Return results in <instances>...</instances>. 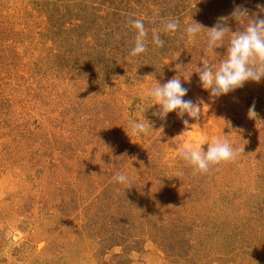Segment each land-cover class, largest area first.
I'll return each instance as SVG.
<instances>
[{
	"label": "rangeland",
	"instance_id": "374dc122",
	"mask_svg": "<svg viewBox=\"0 0 264 264\" xmlns=\"http://www.w3.org/2000/svg\"><path fill=\"white\" fill-rule=\"evenodd\" d=\"M218 1L232 32L238 7L264 18V0H0V264H264V78L213 98L197 73L229 47L207 50ZM130 19L146 54L130 55ZM192 19L206 29L189 38ZM176 77L199 121L153 115L150 91ZM218 139L235 160L180 157Z\"/></svg>",
	"mask_w": 264,
	"mask_h": 264
},
{
	"label": "clouds",
	"instance_id": "9594fccd",
	"mask_svg": "<svg viewBox=\"0 0 264 264\" xmlns=\"http://www.w3.org/2000/svg\"><path fill=\"white\" fill-rule=\"evenodd\" d=\"M260 13H264V5L257 6ZM232 18L239 24L246 23L243 31L232 32L224 23V18L211 29H207V50L215 51L220 48L221 43L226 36L231 33L229 47L227 48L225 58L219 64L203 63L198 68L197 73L202 87L210 90V96L218 98L227 95L237 88L243 87L248 81L259 82L264 78V18L258 15L250 18L247 10L236 8L232 12ZM131 28L136 30L135 46L130 55L135 57L148 52L145 43L147 32L143 20L130 19ZM180 29V22L171 19L165 24V32L173 33ZM204 28L201 24L192 19V23L184 28L185 34L189 37L198 36ZM152 42L157 47H163L164 41L156 33H153ZM187 89L182 86L181 79L173 78L167 83L153 88L150 91L151 98L155 101L154 105H159L158 112L153 115L163 120L169 113L175 112L178 117L187 115L193 121H199L202 112L198 104L191 100H185ZM255 114L254 109H250V115ZM143 120L130 121V127L137 134H146L150 124ZM186 127L189 120H184ZM238 156V149H235L229 142L224 140H215L208 144L207 150L185 145L181 148L180 157L193 166L196 171L207 172L213 165H219L223 162L233 161ZM116 182L122 185H130L131 181L127 175L120 174L115 177Z\"/></svg>",
	"mask_w": 264,
	"mask_h": 264
},
{
	"label": "trees",
	"instance_id": "16d2710c",
	"mask_svg": "<svg viewBox=\"0 0 264 264\" xmlns=\"http://www.w3.org/2000/svg\"><path fill=\"white\" fill-rule=\"evenodd\" d=\"M186 5L187 4H184L183 7H186ZM179 7H182V3L179 5ZM200 8L203 11V6H201ZM219 10H223V9L220 7L219 1H218L217 7L215 8V10H211L213 12L210 11V13L214 17L213 20H212V18H206L205 20H203V22L201 24H203L205 22V23H208V25H210L212 27L215 26L217 24V21H216L217 20V16L216 15H217V11H219ZM206 11H207V9L204 10V12H206ZM202 14H200L199 17L200 18H205L206 17L205 14L203 16H202ZM81 36L83 37V35H81Z\"/></svg>",
	"mask_w": 264,
	"mask_h": 264
}]
</instances>
